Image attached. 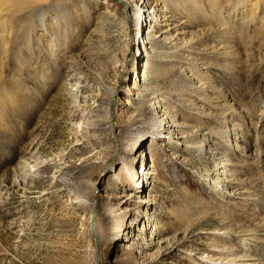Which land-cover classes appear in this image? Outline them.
<instances>
[{
	"label": "rangeland",
	"instance_id": "obj_1",
	"mask_svg": "<svg viewBox=\"0 0 264 264\" xmlns=\"http://www.w3.org/2000/svg\"><path fill=\"white\" fill-rule=\"evenodd\" d=\"M148 2L172 31L145 67L119 5L0 0V264L264 257V0ZM168 117L191 147L162 140Z\"/></svg>",
	"mask_w": 264,
	"mask_h": 264
},
{
	"label": "bare ground",
	"instance_id": "obj_2",
	"mask_svg": "<svg viewBox=\"0 0 264 264\" xmlns=\"http://www.w3.org/2000/svg\"><path fill=\"white\" fill-rule=\"evenodd\" d=\"M148 1L149 0H105V2H107V3L119 5L124 10V12L126 14V17H127V20L129 19L130 22H131V25H129L130 26V31L128 32V39H129V45L131 46V50H133V51L130 54L129 59L127 58V61L129 60L128 62H131L132 61V56H133L132 54H134L135 51L140 49L141 53H143V51H144V57L148 58L147 60H145V67H148L149 64H150L149 55H150V49H151V47L153 45L152 44V38L155 36V34H157L156 36H159L160 38H165L166 34L172 29V28L168 27L170 24H172V22H165L164 23V21H168V20L165 17L163 19H160L157 16V14H156V12H157L156 8H152V6L150 8ZM149 18H151V20L149 21L150 22L149 28H151V27L152 28L147 33H145V35L143 33V36L139 37L138 34H139L140 30H139L138 24L141 23L143 19H145V20L147 19V21H148ZM164 19H166V20H164ZM130 32H131V34H130ZM143 67H144V64H143ZM142 71H143V74L142 73H141V75L139 74V82H141V83L143 82L144 83L146 81V71L141 70V72ZM122 79H125V75L122 76ZM137 84L138 83L135 80L134 84L131 87L133 89H135ZM111 104H113L112 100L110 102V105ZM112 114H113V112L110 111V113H109V121H110V124H111L112 128H114L115 124L111 121L112 120L111 119ZM164 131L166 132L167 135H162L161 136L163 141H167V142H169V143H171L173 145H176V146L177 145H182V146H185L186 148H189V147L192 146V144H189V141H188V138H187L188 136L186 134V131L184 130V126H181L179 121H176V120L168 117L166 122H165ZM120 146L122 147L121 142H120ZM224 163L225 162H223V164ZM220 167H221L220 169H222V168H224V165H222ZM223 171L222 172L220 170L218 171L217 180H219L218 182H220L222 184V186L227 187L230 184H226V182L230 181V183H231V181H232L230 178L228 180V177L229 176L234 177L235 174L233 172L229 173V171H231V169L229 168L228 171L226 170L227 176L226 175L223 176V173H224ZM214 178H215V176H214ZM233 179L235 180V178H233ZM212 183L214 184L213 180H212ZM220 183H218V184H220ZM143 187H144V185H143ZM244 193H245V191L243 193L241 192L240 194L244 195ZM229 195L230 196L234 195V192H231ZM93 196H94V201H93V203H90V205H91V217H92L93 209H94V207H96V209H97L96 232L98 233V248L96 246V251L98 249V252H99V250L102 251L103 246H102L101 237H100V230H101L100 229V222H99V219H98L99 191L97 189V186L94 187ZM238 196H240V195H238ZM153 226H151L149 224L147 226H145V229L147 231L150 230V227H151V238H154L153 239L154 240L153 243L156 244V245H159V246L161 244L163 245V244L167 243L168 239H169L166 236L167 233L163 232V230L161 232L155 226L154 227ZM223 233H224V231H223ZM111 239L114 240V238H111ZM244 239H245V237H244ZM248 244L249 243H246V245H248ZM249 251H250V249H249ZM233 264H264V257H258L253 252H252V254L251 253L247 254V252H245L244 254L235 257V259L233 261Z\"/></svg>",
	"mask_w": 264,
	"mask_h": 264
},
{
	"label": "water",
	"instance_id": "obj_3",
	"mask_svg": "<svg viewBox=\"0 0 264 264\" xmlns=\"http://www.w3.org/2000/svg\"><path fill=\"white\" fill-rule=\"evenodd\" d=\"M96 224H97V209L96 207H94L93 212H92V217H91V226L92 229L94 231V235H95V240H96V244H97V248H98V233L96 232ZM98 249H97V255L98 254Z\"/></svg>",
	"mask_w": 264,
	"mask_h": 264
}]
</instances>
